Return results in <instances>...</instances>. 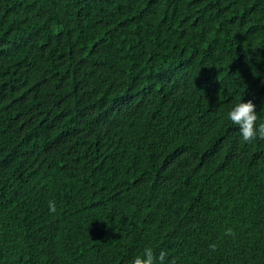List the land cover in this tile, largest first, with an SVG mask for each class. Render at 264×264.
<instances>
[{"label":"trees","instance_id":"obj_1","mask_svg":"<svg viewBox=\"0 0 264 264\" xmlns=\"http://www.w3.org/2000/svg\"><path fill=\"white\" fill-rule=\"evenodd\" d=\"M249 100L264 0H0V264H264Z\"/></svg>","mask_w":264,"mask_h":264},{"label":"clouds","instance_id":"obj_2","mask_svg":"<svg viewBox=\"0 0 264 264\" xmlns=\"http://www.w3.org/2000/svg\"><path fill=\"white\" fill-rule=\"evenodd\" d=\"M227 115L231 123L238 128L243 142L248 143L257 139H264V123H257L256 106L250 100L235 104ZM48 210L50 214L56 212L54 202L49 201ZM132 264H174V261L168 262L167 254L164 251L155 254L153 249L145 248L142 256H137Z\"/></svg>","mask_w":264,"mask_h":264}]
</instances>
